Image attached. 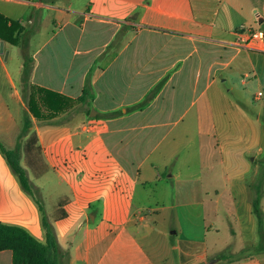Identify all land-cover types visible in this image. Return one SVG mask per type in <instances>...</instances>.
I'll list each match as a JSON object with an SVG mask.
<instances>
[{"label": "crops", "instance_id": "crops-1", "mask_svg": "<svg viewBox=\"0 0 264 264\" xmlns=\"http://www.w3.org/2000/svg\"><path fill=\"white\" fill-rule=\"evenodd\" d=\"M12 23L18 27L8 32ZM258 29L264 0H0V36L19 40L0 38V138L26 169L20 139L37 137L45 168L28 177L44 196L46 183L57 188L52 208L41 199L57 237L56 264H264V253L221 261L208 227L199 241L182 234L174 244L178 232L163 230L170 216L157 200L171 180L185 182L204 196L186 205L219 220L223 209L235 212L231 193L220 190L238 181L250 221L257 219L258 196L243 181L264 155L263 124L247 91L264 85V44L237 42L238 32ZM13 48L22 58L10 70ZM34 89L71 106L38 121L24 98ZM258 90L255 101L264 95ZM173 161L181 170L170 169ZM0 223L45 242L40 210L1 153ZM0 264H12L11 251L0 252Z\"/></svg>", "mask_w": 264, "mask_h": 264}, {"label": "rangeland", "instance_id": "rangeland-1", "mask_svg": "<svg viewBox=\"0 0 264 264\" xmlns=\"http://www.w3.org/2000/svg\"><path fill=\"white\" fill-rule=\"evenodd\" d=\"M12 50V57L8 61V67L10 70L14 69V66H18L20 64V59L22 58V52L19 51V49L13 48ZM6 57L7 55L5 53L4 58L6 59ZM254 81L255 80L253 79L251 82ZM258 89H261V91L264 92V85L261 88H258L256 83H252L251 86L247 88L248 95L250 97L249 107L252 113L251 115L259 117L260 121L262 122L264 133V95L261 101L254 100V95L257 91H259ZM9 93V90L5 91L6 98H8ZM24 95L28 94L24 92ZM7 101L10 108L14 111V101L12 99H7ZM29 133L30 134L27 140H24L23 134L19 145L20 151H24V156L22 157L23 165L26 167L28 174H30L33 178H36L38 173L36 170H33V168L37 167L40 171H42L45 166L43 157L37 146H33L31 148L32 153L27 154L25 152V148L28 142H30L29 140L34 136V133ZM8 140L11 139L8 138ZM0 142L4 144L8 150H14V148L9 147L12 142H8L5 140V138L4 141L0 138ZM195 151L197 155V147ZM251 156L252 158L254 157L253 154ZM179 163L180 161H173L170 169H172L174 172H177L179 169L181 170V165ZM195 166H198L197 158ZM195 175L203 176L204 174L199 173ZM183 178H185V174ZM232 182L233 181H231L229 178V183ZM238 183L239 182L236 181L234 185L232 184L231 188H228L227 190H220L221 192L231 193L232 197L235 199V204L233 205L235 212L233 215H228L227 211L223 209L222 211L224 213L220 215L219 220H209L208 218L203 217L202 206L196 205L194 207H190L186 205V203L190 201L199 202L201 198L204 197L202 195V190L197 187L191 189L187 187L185 182H175L174 180H171L163 195L160 196L161 198L158 197L157 199L160 202L159 206H161V208L166 207V209H164L165 211H163V214L166 215V217L170 216L168 219L169 221L162 223L163 230L168 231L169 234L172 233L171 230L178 232V235L170 237V240H172V242L177 245V243L181 241V235L183 234L184 238L188 236L189 238L193 237L195 240L199 241L208 227L209 229H212V231L215 233V236H217L218 246L223 248V253L221 255L223 258L220 257L221 261H225L231 257L239 258L245 255L264 253V249L262 247L264 242L262 236L260 235L261 230L259 221L254 216L253 223L250 221L251 216L247 212L248 205L245 196H241L239 194L240 189H235L234 187ZM243 183L248 184V186L253 184V191L256 192V195L260 198L261 210L263 212L264 232V155L257 158L255 164L252 165V170L247 172L244 176ZM45 186V196L40 189L38 190L41 193H39V196L41 199L45 197L50 205V208H52L53 202L55 198H57V188H55L52 183H46ZM34 193H36L35 188ZM210 196L211 198H214L215 194L211 193ZM221 207H223V205ZM195 248L202 249L203 246L195 244ZM6 254H10V252ZM216 259L217 258H211L208 260V262L210 264L220 263L214 262Z\"/></svg>", "mask_w": 264, "mask_h": 264}, {"label": "trees", "instance_id": "trees-1", "mask_svg": "<svg viewBox=\"0 0 264 264\" xmlns=\"http://www.w3.org/2000/svg\"><path fill=\"white\" fill-rule=\"evenodd\" d=\"M8 21L4 20V25L7 26ZM18 24L12 23L7 29L8 32L15 31ZM22 32V31H21ZM19 32V35L21 34ZM20 37V36H19ZM4 41H8L12 45H16L19 40H11L6 36H0ZM20 39V38H19ZM31 64L26 61L24 64L23 82L27 84L30 80ZM87 94V91L85 92ZM28 104L30 114L38 121L50 120L59 113L70 108L72 101L59 94L49 92L43 89H34L30 94L29 100L24 95ZM29 124H26L25 131H29ZM25 150L26 153H32L31 148L37 145V137L34 136L29 140ZM0 153L6 160L13 174L18 179L22 190L30 195L36 202L42 215V226L45 233V242L35 238L28 230L23 227L7 225L0 223V252H12V264H56L55 253L58 251L57 237L50 222L45 217L43 202L39 196V192L30 183L28 173L21 165V156L16 150H8L0 142ZM254 214L256 215L259 226L260 235L264 242L263 232V212L261 210L260 198L257 197L253 204ZM264 249V244H263Z\"/></svg>", "mask_w": 264, "mask_h": 264}, {"label": "built area", "instance_id": "built-area-1", "mask_svg": "<svg viewBox=\"0 0 264 264\" xmlns=\"http://www.w3.org/2000/svg\"><path fill=\"white\" fill-rule=\"evenodd\" d=\"M240 39L238 40V46H243L246 48H258L257 44H264V30H249L245 32H238ZM262 96L261 93L258 97Z\"/></svg>", "mask_w": 264, "mask_h": 264}, {"label": "water", "instance_id": "water-1", "mask_svg": "<svg viewBox=\"0 0 264 264\" xmlns=\"http://www.w3.org/2000/svg\"><path fill=\"white\" fill-rule=\"evenodd\" d=\"M262 23H263V20H260V24H262ZM3 49H4V43L1 42V44H0V53L1 54H3Z\"/></svg>", "mask_w": 264, "mask_h": 264}]
</instances>
